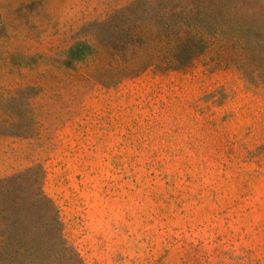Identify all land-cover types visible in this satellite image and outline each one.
Wrapping results in <instances>:
<instances>
[{
    "label": "rangeland",
    "instance_id": "374dc122",
    "mask_svg": "<svg viewBox=\"0 0 264 264\" xmlns=\"http://www.w3.org/2000/svg\"><path fill=\"white\" fill-rule=\"evenodd\" d=\"M0 264H264V0H0Z\"/></svg>",
    "mask_w": 264,
    "mask_h": 264
}]
</instances>
